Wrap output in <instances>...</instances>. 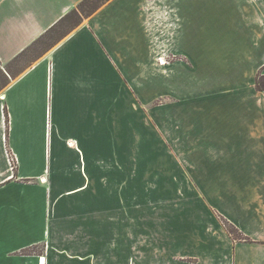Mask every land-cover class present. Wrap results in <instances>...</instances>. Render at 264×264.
<instances>
[{"label":"crops","instance_id":"crops-1","mask_svg":"<svg viewBox=\"0 0 264 264\" xmlns=\"http://www.w3.org/2000/svg\"><path fill=\"white\" fill-rule=\"evenodd\" d=\"M81 1L0 0V69ZM261 69L264 0H108L7 73L0 264H264Z\"/></svg>","mask_w":264,"mask_h":264},{"label":"trees","instance_id":"trees-1","mask_svg":"<svg viewBox=\"0 0 264 264\" xmlns=\"http://www.w3.org/2000/svg\"><path fill=\"white\" fill-rule=\"evenodd\" d=\"M108 0H82L79 5L73 8L71 11L67 12L62 18L50 27L44 34H42L33 44H31L26 50L18 56L20 57L24 52L28 51L34 45L39 43H44V50H48L53 45H55L59 40H61L65 35H67L73 28L79 26L84 18L90 16L92 13L97 11L103 4ZM49 39L45 41V39ZM256 89L259 91H264V72L262 69L257 74L256 79ZM8 113V112H7ZM6 113V123L9 130V119ZM222 224L227 228L228 232L235 239H245L247 238L224 217H221Z\"/></svg>","mask_w":264,"mask_h":264},{"label":"rangeland","instance_id":"rangeland-1","mask_svg":"<svg viewBox=\"0 0 264 264\" xmlns=\"http://www.w3.org/2000/svg\"><path fill=\"white\" fill-rule=\"evenodd\" d=\"M48 40H49L48 38L45 39V41H48ZM44 45L45 44L43 42L36 44L32 48H30L28 51L24 52L16 60L10 62L8 65L5 64L3 69L2 68L0 69V87H2L3 84L6 82L7 73H9L10 75H16L24 67L28 66L31 62H34L41 54H43L45 52Z\"/></svg>","mask_w":264,"mask_h":264}]
</instances>
